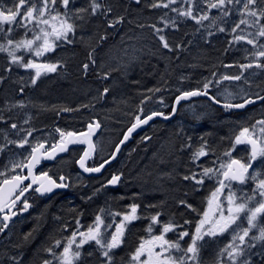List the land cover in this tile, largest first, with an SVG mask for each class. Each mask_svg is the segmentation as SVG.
Segmentation results:
<instances>
[{"label": "rangeland", "instance_id": "rangeland-1", "mask_svg": "<svg viewBox=\"0 0 264 264\" xmlns=\"http://www.w3.org/2000/svg\"><path fill=\"white\" fill-rule=\"evenodd\" d=\"M126 1L130 6V8L126 10L127 12L125 11V9L119 7L120 4L117 5L118 7L116 8L115 5H112V0H104L105 6L107 8L110 7L112 10V6L114 7V10L111 12L112 16L109 17L111 18L109 21L120 18V16H124V13L122 11L131 15L129 22L127 20L126 26L122 24L120 30H118L119 27H117V24L115 25V27L111 28V30L108 29L110 31H108L107 29L102 30L99 28V26H95L94 31L92 29V26L96 25L95 21L92 20V17H86L85 20L74 21L77 26L76 30L74 34H69V39L73 41L72 43H65L63 40L57 41V44L59 46L56 47L54 51L45 53L43 56L38 58L34 55L26 54L23 49L18 51L17 55L24 56L25 61H27L28 59H32L36 63H53L60 65L56 72L46 73L41 69L42 74L37 79L35 84H32V77L35 75L36 69L26 70L17 65H10L9 57L7 56V54L0 52V116H3L4 120L6 121V123L0 122V130H6L9 133L10 138L18 140L27 134V129H32V136L28 137V139L30 143L33 144L35 142H39L38 140L42 141L49 137L51 138L54 135L53 133H55V130L57 128L55 124H52V126L50 121L53 120L55 113L57 115L54 117V123L58 115H60L61 117L64 116V111H61V108L69 107V109H73V111L76 112L78 111L79 107H82V105L84 104H98V101L100 99L99 92L101 91L98 90V93L96 94V92L94 93L93 90L94 86L87 88L84 85H79L78 81L74 78H79L82 73V65H80V62L84 59H79L78 56L80 54L87 55L91 49H94L95 47H93V45L96 43V39L93 38L96 36L99 40V36L102 34L106 35V37H112L114 35L115 41H113V43L109 42L110 44L107 43V45L104 46L103 50L98 54V57L96 59L99 68L98 66H96L95 72L97 77L95 78H98V81L103 79V82L108 81L109 77L112 79V82L109 83V92L111 94L109 95V97H107L108 99L106 100V104H103L104 106L102 105L97 108L98 114L102 113V117L107 123L104 133L107 134L106 136L108 138V141L107 143H104L103 147L101 145H98V153L101 157H105V155H107V152H109V146L111 145V142H113L112 137L114 133L117 134L120 128L125 124V121L119 123L120 121H122L121 117L124 116L125 110L119 112L118 115L116 111L112 110L114 105H118L115 99V97H117L116 95H124L125 93V91L120 92L121 88L126 87L128 89L129 86L131 92H133L135 88L143 90L148 86H151L152 89V86L160 88L165 82L167 84L166 90L176 89V91L181 92L193 90V87H195V89L202 88L205 79H211L213 81L215 80L214 77H208L206 69L202 68L201 62L203 61V59L199 58L201 52H198V48L197 46H195V43L187 47L184 50V53L181 55L182 50L190 44L189 41L191 42L193 40L194 35L198 36L197 31H201V33L205 35L207 29L200 28L191 20H184L183 18H178L180 20L178 28H165L163 33H161L166 37L168 43L172 46L173 50L169 51L163 48L160 40L157 38V35L154 34L155 29L150 27V25H155L158 28H164V24L161 22V17L164 16V13L168 10L162 8L159 9L161 10V14L159 16L156 15V17L151 20L147 17L144 12H141L140 10L131 7V4H133L136 0ZM17 2L18 0H0V10L7 11L9 8H13L14 4ZM87 6L88 0H74V3L72 5L73 8H82ZM176 6L178 7L179 4H177ZM59 10L61 12L64 11L63 8H60ZM212 14H216L215 10H213ZM134 16L139 19V26L135 25V27H132L131 23H134L132 21L134 20ZM168 17L176 18V13L169 11ZM168 17H165V19H167ZM236 19L237 17L235 15L230 18L228 25L229 31L231 21ZM204 23L207 24L208 21H205ZM7 26L8 25H4V27ZM29 27H31V25H29ZM198 28L199 30H197ZM150 33L152 34L149 37L148 34ZM226 35L231 38V35ZM22 38L31 39L33 38V33L28 32L25 35L24 28L20 27L11 34V39L13 40H20ZM0 43H6V41L3 39V34H0ZM98 45L99 44L96 45V48L98 47ZM177 45H180V47L177 48ZM125 49L127 50V54H125ZM245 49H249L250 52L255 51L254 49H251V46L243 44L242 42L238 45H232L231 50L232 52H234V55L230 57L229 61L222 60L220 67L222 69L223 74L220 77H222L224 74H239L241 72V69L239 67L240 64L256 62L255 57L248 55V53L245 52ZM97 50H95L94 52H96ZM40 58H42V61H40ZM178 58L179 60H177ZM225 65H231V67H225ZM8 68H10L11 70L7 71L6 69ZM149 71H151V74L147 77L146 72ZM68 72H70V74H75V77L66 75V73ZM105 74H107L106 79L104 78ZM141 75L143 77L139 78ZM95 78H91V80L94 81ZM141 79H146V81L141 82ZM245 80H247V82H245ZM54 84L55 89L53 88ZM168 84H170V86ZM93 85L96 86L97 84ZM210 87L213 88V94L216 95L217 98L222 102L224 101L225 88H227L234 94V98L232 99L233 103L243 102L241 97L245 99H253L255 97H258L257 94H260L261 92V96H264V69H258L253 67L251 69H247L244 72V77L240 81L222 80L220 85H216L215 83H213L212 85H210ZM66 88L70 89L69 92L71 93V96H69L70 94H67L62 91L64 89L66 90ZM21 89H23V92L25 94L23 95V97L17 98L16 94L21 91ZM112 89H114V91ZM92 93L94 94L90 95ZM103 95L107 96V93ZM130 95L132 99L133 94L130 93ZM134 95L136 97L139 96V94L135 93ZM64 101H67L71 105H64ZM259 102L261 103L258 106L261 105L262 107L260 106L257 110H259L261 116H264V103L262 100ZM21 103L24 105L23 107H19ZM184 104L185 105L183 106L181 117L174 123L173 126L176 128L178 125L181 128L183 127V129H187V131L195 132L197 127L187 126L186 122L189 123L188 125H190L192 122H197V124L200 125L202 121H208V117H210L212 114V112L209 110V102L202 98H194L190 99L189 103ZM157 107L160 109L163 108V106ZM84 118H87V115L85 113L79 114L78 117L74 116V120H67V124L81 123ZM25 120H27L28 123H24ZM115 122L120 125L114 126L116 125L114 124ZM238 122V119H236V122H232V124L235 125L238 124ZM11 123L18 124L19 127L25 131H20L19 135H17L16 131L12 130L9 127ZM207 125L208 122L205 125H202V127H207ZM213 127H216V124H214ZM40 128L43 129L41 130ZM48 128L52 129L53 132L50 135ZM212 129L214 130L217 128ZM208 130L211 131L210 129ZM230 130L232 129L230 128ZM42 131L45 132L47 136L40 135ZM231 132L233 131H229L230 134ZM210 134L209 136L212 137V135ZM3 143V136L0 135V144ZM160 143L161 145L158 144L156 148V154L149 160V162H152L151 164L155 165L157 158V160H159L157 162L158 166L160 167L159 170H162L165 165H167L168 168L171 165L170 169L172 172L168 174L167 172H165L167 171L165 168V170L161 171L162 174L165 173V177L159 176L157 173L153 175L150 174L149 176H147L151 177V182L144 183V187H148L146 189V192L144 193H140V188L137 189L135 185L137 181L132 179L134 176L130 177L127 175L128 180L126 179L120 189L124 190L125 192L120 191V193L116 195L117 199L116 197L114 199V202L116 203H119L120 199L124 203L126 198H128L130 195H135L134 197H138L145 202L147 208L144 210H149L151 213H149L148 216H143L142 212L144 210L142 212L137 211V216H140L139 218L141 220L138 218L131 222H126L123 242L119 247L113 249L111 253V255L113 256L112 264H134V262L131 261V255L135 252L136 248L140 245L142 240H147L150 239L153 235L160 234L162 231V224L167 223L169 221H172L175 225H178V227H176L173 232L167 233L168 239H170L169 236H172L173 238H171L170 240H177L178 233L182 231H188L190 234L193 233L197 222L202 218L203 212L208 208V198L212 191L205 192L206 189H202L206 188L204 186L205 183L201 185L202 187H200V189L202 190L198 192V190H196V187L199 185L194 184L192 181H183L182 179L183 184H180L182 183L181 181H175V179L177 178V172L179 170V167L185 169L184 171H182V176L190 174L192 171L200 173L202 168H194L193 166H190V168H188L185 164L183 166L182 161L177 162V160H179L178 156L180 155V150L178 153H176L174 147H172L171 149L172 152L165 153L166 160H164L161 155L162 153L160 152L161 150H163L164 146L161 141ZM246 150L248 151L246 145L235 146V151H238L240 153H244V151L246 153ZM29 151V145H25V147L23 148H18L15 145H8L7 150H5L4 152H0V172H5L8 176L11 175L13 173L10 170L11 161L23 159L25 156L28 155ZM216 151L210 150L209 156L211 155V153L215 154L216 156L218 155V158H221L224 155L222 151ZM212 159H214L213 155ZM198 162L200 163V166H204V164L206 163L201 162V160H198L195 164H198ZM141 163L142 160L134 164L133 168H135V170L139 171L140 173L144 174V172H142L143 170H140L138 168L140 167ZM254 168L257 171H264V165L260 164L259 161L256 162ZM135 170L131 169V172L135 173ZM186 170L188 172L183 175ZM1 179H3V177H0V180ZM156 180H159L160 182L163 180L162 184L167 185L165 189H160L159 192V183ZM205 180L208 179L205 178ZM170 183H176L174 185L178 187V190L173 191L170 190L172 188L168 189ZM216 187L217 184L215 188ZM233 187L235 190L243 189V192L252 194V189L255 187V184L253 181L249 180L242 187L234 184ZM183 188L187 189L188 193L184 191ZM215 188H213V190ZM136 189L138 191H136L137 193H129L130 191ZM167 189L170 193L167 191ZM226 194L227 189H225V195ZM96 195V199H98V193H96ZM178 196L180 197L178 198ZM112 197H114L112 193H107L106 191H103L102 198H104V201H106L107 199L113 202ZM131 198V201L134 202L135 199H133V197ZM177 199H179V206L180 199L185 201L186 204L192 206L191 208L184 209L183 211L181 210L182 207L178 206L179 210L176 211L180 212V216L178 214L179 220H175V214L170 212V209L172 208V206H174V203ZM261 199L262 198L257 195L256 200L259 201ZM129 206V202H127L123 208L124 213H130L131 209L128 208ZM251 206L255 207L256 203L253 202ZM199 207H202L201 211L199 210ZM113 208L114 207L112 206L111 209ZM166 208L169 209L167 211H164ZM157 213L160 214L158 217L159 223L152 224L151 218ZM97 215L98 214H96L89 221L88 225H81L78 229H74L72 231H87L88 227L94 224L95 217ZM113 219L115 220V218ZM113 219L106 220L105 224L111 225ZM22 220V225L13 227V229L19 231V233L27 224L28 218H22ZM121 220L122 217L120 220H118V222L116 220L115 221L116 223H120ZM186 220L189 221V223L185 224ZM140 222L145 223L143 225H140L138 224ZM238 223L241 224L242 227H247L246 214H242V219L238 221ZM149 225H151L152 227L151 233L148 232ZM233 227H235V225ZM261 228H264V215L258 216L257 226L251 229L249 235H259ZM114 231L115 225H112V227L107 230L105 235L110 239V234ZM72 233L67 237L63 238L61 246L67 243V240L71 237ZM7 239V244L5 246L0 247V264H9V262L13 260L16 256V254L14 253L17 251L16 247H14L16 245L11 246L13 239ZM230 239L231 236L228 232L215 237H204V240L200 242L203 245L200 250V264H215L217 260V253L230 241ZM57 240L61 241V239ZM133 240H136L138 243H133ZM190 240L191 235L185 237L183 240L180 241V243L183 247L186 248ZM55 241L56 240L51 241L50 239L48 242H50V246H52ZM30 242H33V240ZM43 242H45V244L48 243L47 241H42L41 239L40 241L38 240V247L36 246L34 254L32 253V257H34V260L37 263L39 256L42 253L41 258L45 260L46 258H48L47 260H53V264H56L54 258L49 255L47 251H45V249H47L44 247L45 244L40 247ZM254 243L256 244L254 248L245 249L249 264H252L254 259L257 256H260L261 253L264 254V243L259 241H255ZM23 247L24 246H21L19 248L22 249ZM61 250L62 247L60 250L58 248L55 249L57 253H59ZM80 251L82 255L81 258L76 261V264H103V257L101 256L98 246L95 244V242H89L85 244L80 249ZM21 253L23 254L24 252L22 251L20 252V254ZM141 259H146V257H142ZM28 263L34 264L33 260H30V258ZM11 264H15V262H12Z\"/></svg>", "mask_w": 264, "mask_h": 264}, {"label": "snow or ice", "instance_id": "snow-or-ice-1", "mask_svg": "<svg viewBox=\"0 0 264 264\" xmlns=\"http://www.w3.org/2000/svg\"><path fill=\"white\" fill-rule=\"evenodd\" d=\"M73 3L74 0H18L13 8H9L7 11L0 10V34H3V39L6 41V43H0V52L7 54L10 65H17L26 70L36 69L35 75L32 77V84H35L41 76V69L46 73L56 72L60 65L36 63L32 59L25 61L24 56L17 55L18 51L23 49L26 54L34 55L37 58L41 57L45 53L54 51L59 46L57 41L73 42L69 39V34H74L76 30L75 20H85L86 17H93L98 14L106 17L111 12V8H105L100 0H88V6L82 8H73ZM136 3H141V0H136ZM177 4H179L178 7L176 6ZM150 7L152 9L162 8L168 10L161 17L164 28L150 25V27L155 29L154 34L157 35L164 49L173 50L166 37L161 33H163L165 28H178L180 23L178 18H183L184 20H191L200 28L207 29L209 36L214 34L212 29L231 35V39L228 41L229 45H238L242 42L255 50L250 52L249 49H245L248 55L255 57L256 62L240 64L241 72L239 74H224L214 81L205 79L202 88L181 91L180 95L175 98L171 114H175L178 110L176 105H179L181 101L189 100L195 96H206L213 104H221L216 95L210 94V85L213 83L220 85L222 80L240 81L244 77V72L253 67L264 69V0H152ZM60 8H63L64 11L61 12ZM213 10H215L216 14H212ZM169 11L176 13V18L168 17ZM233 15L237 19L231 21L229 31L228 25ZM165 17L168 18L165 19ZM122 19L120 17L109 21L108 27H115ZM205 21H208V23L205 24ZM4 25L8 26L4 27ZM20 27L24 28L25 35L28 32H32L33 38L11 39V34ZM106 38V35L102 34L99 36V41H103ZM176 47L179 48L180 45ZM94 51L93 49V51L88 53V59L92 64H95ZM124 51L127 54V50L125 49ZM82 67L87 71L89 64L85 63ZM225 67H231V65H225ZM6 70L10 71L11 69L8 68ZM212 76L216 77V73H212ZM104 78H107V74L104 75ZM148 91L155 93L159 92L160 89L155 88ZM107 92L108 89L105 88L103 94ZM257 96L264 101V96H259V94ZM233 98L234 94L225 88L224 101L221 106L225 110L243 109L246 105L255 103V100L243 97H241L243 102L233 103ZM150 99L151 97H145V99L141 100V105ZM161 103H163V100H161ZM23 106L22 103L19 105V107ZM61 111H73V109L64 108ZM140 113V115L135 117V123L128 129L120 144L116 145L115 152L120 151V145L129 139V136L136 128L148 124L156 116L168 120L171 115L156 111L145 114L143 108H140ZM0 122L6 123L3 116H0ZM24 123H28V121L25 120ZM100 126L98 122L89 123L88 132L79 134L83 139H77L76 134L73 132H65L57 128L56 131L60 134L61 140L52 145L50 149H46L44 143L37 142L34 146L30 143L28 137L32 136V129H27V134L18 140L10 138L6 130H0V135L3 136L4 140V143L0 144V152L7 150L8 145H15L18 148L29 145L31 149L23 159L11 161L10 170L15 173L19 169L24 174L8 176L5 172H0V177H3L0 180V212H4L5 208L8 209V213L2 217L3 223L0 224V233H3L9 227V220L16 215L12 208L17 201L21 200V197L25 196L26 192L33 190L43 195L46 192H51L54 188H65L68 186L53 180L46 172L39 175L34 173V169L41 162L42 157L52 159L58 151H66L69 144L87 143L88 149L78 161L83 171L100 172L105 164L110 162L105 160L95 167L86 166L85 164L86 158L90 157L96 150V144L91 140V137ZM9 127L15 130L17 135H19L20 131H25L16 123H11ZM145 139H150V137ZM237 145L248 146L249 157L247 160L231 158V151L235 150ZM188 146L190 147V145ZM210 150L207 142H203L192 153V162L196 163L200 158L207 156ZM115 152L112 154L113 159L115 158ZM224 155L229 156L230 159L227 162H221L219 168L203 167L200 173L192 171L182 177L183 180L192 181L196 185H203L205 178H215L217 182V187L210 193L208 198V208L197 222L194 232L190 234L188 231H182L178 233L177 240H170L167 238V233L173 232L178 225H175L172 221L162 224L161 233L151 236L150 239L142 240L131 255V261L134 264H200V250L203 247L200 242L204 240V237H215L226 232L230 234L231 239L217 253L215 264H249L245 249L254 248L256 246L255 241L264 243V228L260 229L259 235H249L251 229L257 226L258 216L264 215V171H257L254 168V164L257 161L264 165V119L257 120L250 128H242L239 134L234 137L232 149L225 152ZM197 166L200 167V165ZM250 169H253V171L250 172ZM29 179L31 182L25 184V181ZM59 179L64 181L66 177L60 176ZM120 179V176L113 175L108 184L116 185ZM249 180L255 184L252 194L243 192V189H234L233 182L243 186ZM33 185L38 186L33 188ZM225 189H227L226 195ZM257 195L262 199L257 201ZM253 202L256 203L255 207L251 206ZM22 203L23 210L26 211L30 207L26 197ZM180 204L189 208L192 207L183 200L180 201ZM138 207V205L133 204L130 205V213H113L114 216L122 215V220L120 223L115 224V231L110 234V239L105 233L112 225L105 224L103 218L97 215L94 224L89 226L87 231L73 232L59 253L55 249L61 247L60 240H56L45 251L54 258L56 264H76V261L82 255L80 249L89 242H95L103 257V264H112L113 256L111 253L113 249L119 247L123 242L126 222L139 218L137 216ZM242 214H246L247 227H242L238 223L242 219ZM159 215L157 213L152 216V224L159 223ZM77 223L79 225V221ZM187 223L189 221L186 220L185 224ZM234 225L235 227H233ZM148 232H152L151 225L148 227ZM189 235H191V240L185 248L180 241ZM27 239L28 236L25 237V240ZM142 257H146V259H141ZM43 264H53V260H44Z\"/></svg>", "mask_w": 264, "mask_h": 264}, {"label": "trees", "instance_id": "trees-1", "mask_svg": "<svg viewBox=\"0 0 264 264\" xmlns=\"http://www.w3.org/2000/svg\"><path fill=\"white\" fill-rule=\"evenodd\" d=\"M117 0H112V5H115L116 8L118 7L117 5H119V3L116 2ZM126 1V0H124ZM127 2V1H126ZM102 3L105 6L104 0H102ZM152 3V0H141V3L137 4L136 1L131 4V7L136 8L138 10H140L141 12H144L147 17L151 20H153L156 15H160L161 14V10L159 9H152L150 7V4ZM128 4V2H127ZM129 5V4H128ZM121 4H120V8H121ZM105 8H107L105 6ZM114 10V7L112 6V10L111 12ZM109 13L106 17H108L110 14ZM124 13V16H120L123 19L121 20V22L117 25V27H119L122 23L124 24V26H126V22L128 20H130L131 15L122 11ZM103 17H105L103 15ZM96 25L92 26V29L94 30L95 26H99L100 29L102 30H106L108 29V25L106 20H103L102 18H99L97 20H94ZM134 23H131L132 27L139 26V19H137V17L134 16V20H132ZM134 25V26H133ZM153 28V27H152ZM95 31V30H94ZM212 31L214 32L213 35L209 36L208 35V30L206 32L205 35H203V33H201V31H197L198 36L193 37V40L190 42L189 41V45L186 46L183 50L181 55L184 53V50L191 46L193 43H195V46H197L198 48V52H201L199 58H202L203 61L201 62L202 64V68L206 69L207 75L208 77L210 76L211 78L212 73H216V77H214V79L216 78H220V76L223 74L222 69L220 67L222 60L225 61H229L230 57H232V55H234V52H232L231 47L232 45L228 44V41L231 39L229 36H227L225 33H220L215 31V29H212ZM191 36V35H190ZM93 39H96V42L98 41V37H94ZM92 39V40H93ZM191 40V37H190ZM101 42V41H100ZM227 49V50H226ZM225 54V55H224ZM84 58H88V55H82ZM224 56V58H223ZM179 60V58L177 59ZM207 60V62H206ZM233 60V59H232ZM199 61V60H198ZM221 61V62H220ZM177 63V62H176ZM149 72H146L147 77L151 74ZM66 75H70L71 77H74L75 74H70V72H68ZM83 78L82 75L79 76V78ZM143 76L141 75L139 78H142ZM142 80V81H141ZM141 80H136V81H141L144 82L146 81V79H141ZM153 84V83H151ZM166 83L164 82L162 84V86L159 88L160 91H165L166 88ZM200 86V85H199ZM197 87V86H196ZM124 89V90H123ZM192 89H195V87H193ZM67 94H70L69 96H71V93L69 92L70 89L66 88V90H62ZM86 91V90H85ZM124 92V95H116L117 97H115L116 102L118 103V105H114V107L112 108V110L116 111L117 115L119 114V112H121L122 110H125V114L122 118V121H120L119 123L125 121L124 124V128L127 129L128 126H130L131 124L135 123V117L137 115H140V108L144 109L145 114L147 113L148 109H147V105L146 103L141 105V103L134 105V103L136 101L131 100V95H130V87L128 86V89L126 87L121 88L120 92ZM100 94V92H99ZM264 103V101H263ZM64 105H71L70 103H68L67 101L63 102ZM133 104V105H132ZM127 105V110L125 108V106ZM209 110L212 112L211 116L208 117V121H202L200 123V125L197 124V122H192L190 125H188L189 123L186 122L187 126L190 127H197L195 132H191V131H187V129H183V127L181 128L180 126L177 125L176 128H171L172 125L174 124H162L160 122H156L155 126H167V133L164 134L162 133V131L157 130L156 135L159 138V140L157 139L156 141L153 140V133L151 135L150 129L142 132L140 135V143H142V148L143 150L147 149L148 146H151L153 144L156 145V148L159 144V142L161 141L164 148L163 150H161L160 148V152L162 153V158L164 160L165 159V153H169L172 152V147H176L178 150H180V155L178 156L179 160H177V162L182 161L183 162V166L184 164L190 168V166L194 167V168H199L197 165H199L200 163L198 162V164H195L192 162L191 160V156L192 153L201 146V144L203 142H207V145L209 146V148L211 150H217L216 152H220L222 151L223 153L228 152L230 149H232V143L234 140V137L239 134L240 130L244 127H251L252 125H254L256 123L257 120H261L264 119V116H261L259 110H257L260 106L258 107H253L250 109H247L243 112H234L232 110H225V109H221L219 107L213 106V105H209ZM262 107V106H261ZM211 108V109H210ZM60 110V109H59ZM56 116V113H55ZM54 116V117H55ZM53 117V118H54ZM69 120H71V118H68ZM236 119H238V124L233 125L232 122H236ZM208 122L207 127H202V125H205ZM114 124H118V123H114ZM216 124V127H213V125ZM119 125V124H118ZM235 126V127H234ZM122 128V127H121ZM120 128V133L122 134L124 133V130ZM212 128H217V129H212ZM230 128L232 130H230ZM159 129V128H158ZM208 129H210L211 131H209ZM123 130V131H122ZM208 130V131H207ZM213 130V131H212ZM229 131H233L231 132V134L229 133ZM211 132V134H210ZM212 135V137L209 136ZM123 135V134H122ZM122 135L120 136V139L122 138ZM146 137H150V139H146ZM203 138V139H202ZM119 139V140H120ZM190 145V147L188 146ZM171 151H170V150ZM229 149V150H228ZM148 151V150H147ZM148 152H142L141 154H147ZM210 153H208L207 156L200 158L201 162H206L204 164L205 167H211L212 168H219V165L221 162H227L229 161L230 157L227 155H223L221 158H218V155L216 156L215 154L211 153V155L209 156ZM149 155V154H147ZM147 155H145L144 157H135L136 159V163L140 162V160H142L143 158H147ZM212 155L214 156V159H212ZM156 158V157H155ZM231 158H239L242 160H247L248 159V153L244 151V153H240L238 151H231ZM140 159V160H139ZM203 160V161H202ZM159 160H157L156 158V162L155 165L151 164L152 162H147V164L150 165L149 169L144 171L143 173H140L139 171L135 170L134 172H131V168H127L123 171V175H124V182L126 181V179L128 180V176H134L132 179L137 181V183L135 184L137 189H141L140 193H144L146 192V189L148 187H144V183L145 182H151V177H147L150 174H158L159 176L165 177V173L162 174L161 171L162 170H168L171 171V165L168 166L165 165L163 167L162 170H159L160 167L158 166V162ZM171 162V161H170ZM215 162V163H213ZM143 164V163H142ZM121 165V164H120ZM178 167V164H177ZM178 169V168H177ZM184 171L185 169L181 167V169H179V171ZM202 171V170H201ZM188 172L187 170L183 173V175ZM136 174V175H134ZM128 175V176H127ZM183 177V176H182ZM147 179V181H146ZM183 178H180L179 180H177L178 182L182 181ZM159 184H158V191L161 189H165V187L167 185L162 184L163 180L160 182L159 180H156ZM191 182V181H190ZM205 187L206 188H202V189H206L205 192L208 191H213V188H215L217 182L216 179H208L205 180ZM173 183V185H169L168 189L173 190V191H177L178 187L175 186ZM203 186V187H204ZM196 187V186H195ZM200 187H202L201 185L197 186L196 189H199L198 192H200L202 189H200ZM144 188V189H143ZM193 188V187H192ZM137 189L135 191H137ZM167 189V191L169 192V190ZM89 190V189H88ZM184 191H187V189H184ZM121 191V190H120ZM94 190H91L90 193H82V194H69V197H61L62 199L59 200L60 197L56 198V199H52V200H48V201H44L42 199H38L36 201H34V205L31 208V210L25 215L28 218V222L27 224L24 226L23 230L19 233V231L14 230L12 233V243L11 246L16 245L14 247H16L17 251L14 252L16 254V256L14 257L13 260H11L9 262V264H11L12 262H15V264H30L29 262V258L30 260H33L34 264H42L43 261L45 259L41 258L42 253L39 256V259L37 261V263L34 260V257H32V253L34 254V250L36 249V246L38 247V240L40 241V239L43 241H49L51 239V241L53 240H57V239H61V242L63 240V238L67 237L68 235H70L74 230V229H78L81 225H88L89 221L96 215H100L104 222H106V220L109 219H113L114 217L116 219L119 218V216H114L113 213H117V206L118 203L114 202V199L117 196H115L116 192H110L112 193V195H114L113 198V202L110 200L104 201L101 196L98 199H96V193H94ZM138 192V191H137ZM160 192V191H159ZM188 192V191H187ZM170 193V192H169ZM78 195V197H77ZM143 195V194H142ZM135 196V195H134ZM201 196V195H200ZM131 197L133 196H129L128 198H126L127 200L132 199ZM138 198V197H137ZM200 199V197H199ZM198 199V200H199ZM59 201H62L61 203H59ZM142 200H140V205L139 209L140 211L144 210L143 207L145 206V203H141ZM137 205V204H135ZM114 207L113 209H111L110 207ZM130 207V206H129ZM128 207V208H129ZM200 211L202 207H199ZM169 208H166L164 211H167ZM185 208H181V210L183 211ZM175 218H178V214L180 216V212L175 211ZM146 216H148L146 214ZM87 217V218H86ZM77 221H79V225L77 223ZM115 220L113 219V222L111 225H115ZM23 224V221L20 225ZM19 225V226H20ZM31 234V235H29ZM28 236V239L25 240V237ZM36 237V238H34ZM33 242H30L32 241ZM28 241V242H26ZM135 240H133L134 243ZM31 243V244H30ZM36 243V244H35ZM45 244V242H43L40 247H42ZM66 244V243H65ZM64 245V244H63ZM24 246L22 249H20L19 247ZM45 247V246H44ZM62 247V246H61ZM61 247H58V249L60 250ZM24 252L23 254L20 252ZM13 252V251H12ZM48 258H46L47 260ZM252 264H264V254L261 253L260 256H257Z\"/></svg>", "mask_w": 264, "mask_h": 264}, {"label": "flooded vegetation", "instance_id": "flooded-vegetation-1", "mask_svg": "<svg viewBox=\"0 0 264 264\" xmlns=\"http://www.w3.org/2000/svg\"><path fill=\"white\" fill-rule=\"evenodd\" d=\"M116 2L121 4L122 5L121 8L125 9V11L128 8H130V6L124 0H117ZM151 34L152 33L148 34L149 37ZM103 48H104V46L99 48L97 50L98 52L96 51L93 54L96 66H98V62L96 61V59L98 57V54L103 50ZM78 58L84 59L83 61H81V62H83V64L85 63V61L91 62L88 58H84L81 54L78 56ZM98 68H99V66H98ZM91 78H95V77L85 78V76H84L83 78L75 77L74 79L78 81L79 85H84L87 88L94 86L93 90H94V93L96 92V94L98 93V90L101 91V90H104L105 88H107L108 89L107 97H109V95L111 94L109 92V83L112 82V79L109 77L108 81L103 82V80L98 81V78H95L94 81H92ZM93 84H97V85L95 86ZM168 85L170 86V84H168ZM152 87H153V89L157 88L156 86H152ZM53 88L55 89V84H54ZM149 89H152L151 86H148L147 88H145L143 90L135 88V90L133 92H130L133 94V98L131 100L136 101L134 103V105L139 104L142 99H145V97H151L150 100L146 101V105H147V109H148L146 114H150L153 111L163 112L165 114H171L172 113V107L175 104V98L180 94V91H176V89L166 90V88H165V91H159V92L153 93V92L148 91ZM112 90L114 91V89H112ZM94 93H92L90 95H93ZM134 93L139 94V96L136 97L134 95ZM23 95L24 94L22 93V91H19L18 94L16 95V97L20 98V97H23ZM107 97H106L105 101L108 99ZM161 100H163V103H161ZM24 102H22V103H24ZM185 103L186 104L189 103V100ZM103 104H104L103 100L99 99L98 104H96V105L89 104L88 108L86 109V112H89L92 114H97L98 113L97 108H99ZM165 105H167V106H165ZM184 105H185L184 103H181L177 107L178 110L175 112L173 118L170 121H159V122L162 124H167V125L168 124H174L181 117V113H182V109H183ZM157 106H160V107L163 106V108L160 109ZM125 108L127 110V105L125 106ZM63 113H64V116H62V117L60 115L57 116L55 123L53 121L54 118L50 122H51V125L55 124L56 128H59L62 131L68 132L66 130H70L71 124H67V120H69L68 118H71L74 120V118L70 117V115L73 114L74 111H69V112L64 111ZM76 117H78V115H76ZM96 119H98V117H96ZM157 123H158V121H157ZM86 124H87V120H83V122H81V123H75L74 124V125H76L75 130L77 132L81 131L80 129H82V128H84L83 130H85L87 128ZM119 125L116 124L114 126H119ZM123 126L121 129L124 128ZM105 128H104V130H105ZM171 128H175V127L172 125ZM40 129L42 130L43 128H40ZM167 129H168L167 126L161 125V126L156 127L155 124H153L150 127L151 135L153 133V135H152L153 140H155V141L157 139L159 140L158 137H160V136L157 137V135L155 133V132H157V130H159V132L161 130L162 133L166 134ZM104 130H103V133L99 132L98 137L95 139V144H96L95 156L92 159L88 160V162L86 164L87 166H90V167L99 166L105 160L110 159L112 157V154L115 152V149H116L115 143H117L119 141L121 134H115L114 133V135L112 137L113 142L110 141L111 145L109 146V152H107V155H105V157H101L100 154L98 153V145H101L103 147L104 143H107V141H108V138L106 136L107 134L104 133ZM48 131H49V135L53 133L52 129H50V128H48ZM146 131H147V129H146ZM53 134L54 135L51 138L49 137L45 140H42V141L38 140V141L40 143H44L46 149H50L52 147V145L58 143L61 140L60 134L56 130H55V133H53ZM40 135L47 136V134L43 131L40 133ZM110 135H112V134H110ZM102 139H103V141H102ZM139 139H140V136H138V135L134 136V138L132 139L129 146H124L120 149V152H119L118 157H117V161L114 162L113 164H110L109 166H107L101 174H99L98 176H95V177H83L82 175L79 174V172L77 170V161L80 158V156L84 150V146H77V147L73 148L72 150H70V152L68 151L63 157H61L55 161H52V162H49V161L45 160L46 158L42 157L41 162L35 167L34 173L39 175V174L46 172V173H48V175L53 180H55L57 182H62L68 186L65 188H62L61 190H57V191L53 192V194H51L50 196H44L43 198H41L39 196L38 192H35L33 190H29L28 192H26L27 194L25 197L27 198L30 207L27 209L26 212L28 213L31 210V208L34 205V201L38 200L39 197L42 200H48V199H55L56 196H60L61 194L63 195L64 193H87V192L90 193L91 190H94L95 191L94 193H98V194L103 193L102 190H99V187L102 186L101 184H104V183L108 184V181L111 180L113 175H122V180H123V178H124L123 166L135 170V168H133L135 161L137 160L135 157H144L145 155L149 154V155H147L146 159L145 158L142 159L143 164L141 163L140 167H138L140 170L141 169L143 170L142 172L148 170L150 165L147 164V162H149V160L156 154L157 149H156L155 144H153L151 146H148L147 149L143 150V148H142L143 145H142V143H140ZM36 143L37 142L33 143L32 145L34 146ZM159 144L161 145L160 142H159ZM174 150L176 153L179 152V150L175 146H174ZM142 152H145V153L148 152V153L147 154H141ZM120 164L123 166H120ZM179 169H181V167H179ZM25 172H26V170H25ZM165 172L170 174L172 171L167 170ZM14 174H24V173H21L20 170L17 169L16 172L12 173L11 175H14ZM11 175H9V176H11ZM60 176H64V177H66V179L64 181H60V179H59ZM180 178H182V171L180 172L178 170L177 178L175 179V181L179 180ZM30 182H31L30 179L26 180L25 184H28ZM171 184H173V183H170L169 185H171ZM37 186L38 185H33V188H35ZM127 187H129V186H127ZM88 188H89V190H87ZM119 189H120V186L118 188H116L115 190H111V191L116 192L115 194L118 195L120 193ZM111 191L109 190L106 192L110 193ZM121 192H125V191L121 190ZM46 193H48V192H46ZM129 193H137V192L135 190H132ZM179 197L180 196H178V198ZM24 199L18 201L16 203V205L12 208V211L15 213H18V216L15 220H13L11 222L9 229H5V231L3 233H0V245H6L7 244V240H8L7 239V233L10 231V229L13 227V225L19 221V219H20L19 217L21 215H23V213H25V210H23V203H22V201ZM61 199L62 198L60 197L59 200H61ZM63 199H64V197H63ZM180 201H181V199H180ZM61 202L62 201H59V203H61ZM178 202H179V199H177L176 202L174 203V206H172V208H171L172 211H170L171 213H174L176 210H179ZM191 204H192V202H191ZM179 207H182V208L184 207L185 209H187V207L185 205L183 206L182 204H180ZM6 211L8 213V209ZM5 214H6V212H4V215ZM2 217H3V214L0 216V224L3 223ZM169 238L171 239L173 237L169 236ZM49 244H50V242H49ZM49 247H51V246H49Z\"/></svg>", "mask_w": 264, "mask_h": 264}, {"label": "water", "instance_id": "water-1", "mask_svg": "<svg viewBox=\"0 0 264 264\" xmlns=\"http://www.w3.org/2000/svg\"><path fill=\"white\" fill-rule=\"evenodd\" d=\"M194 98H204V99H206V100H208V98L206 97V96H195V97H191L190 99H194ZM189 99V100H190ZM253 100H255V103H253V104H249V105H246V107L245 108H243V109H231V110H234V111H244L246 108H248V107H251V106H253V105H256V103H258L259 101H261L259 98H257V99H253ZM186 101H188V100H186ZM186 101H181V102H186ZM208 101H210V100H208ZM211 103H212V101H210ZM213 104V103H212ZM221 104H222V102H221ZM221 104H213V105H215V106H217V107H219V108H223L222 106H221ZM178 105H176V107H177ZM174 116V114H172V115H170V119L172 118ZM155 119H157V120H165V119H163L162 117H160V116H156V117H154L151 121H149V123L148 124H146V125H141L140 127H138V128H136L135 129V131H133L132 133H131V135L129 136V139L127 140V141H125L122 145H120V149L123 147V146H125V145H127L128 143H129V141H130V139H131V136L132 135H134V134H137V133H139V132H141V131H143V130H145L149 125H151V123L155 120ZM170 119H168V120H170ZM168 120H165V121H168ZM100 129H101V126H100V128L99 129H96L95 130V133H94V135H92V137H91V140L94 142V139L98 136V133L100 132ZM128 131V130H127ZM85 132H88V129L85 131ZM127 133V132H126ZM76 138L77 139H83V137H81L79 134H77L76 135ZM120 144V143H119ZM77 145H83L84 147H85V150H84V152L88 149V144L87 143H72V144H69L68 145V148H67V150L66 151H63V152H57L55 155H54V157L52 158V159H45V160H47V161H49V162H52V161H54L55 159H57L58 157H60V156H62V155H64L71 147H73V146H77ZM120 152V151H119ZM119 152H115V158L113 159L112 157L108 160V161H110L109 163H107V164H105V166H104V168L103 169H101V171L100 172H85V171H83V169L80 167V165H79V163L77 162V168H78V171L82 174V175H84V176H98L109 164H111V163H113L116 159H117V157H118V154H119ZM84 155V153L82 154V156ZM93 155H94V152L92 153V155L90 156V157H88V158H86V160H85V163H87V161L90 159V158H93ZM81 156V157H82ZM81 159V158H80ZM62 188H54L51 192H48V193H44L43 195L41 194V193H38L39 195H41V196H46V195H51L53 192H55V191H57V190H61ZM26 194V193H25ZM23 197H21V199H22ZM18 202V201H17ZM7 210V208H5V210H4V212ZM3 212H0V214H2ZM16 215H14V216H12L11 217V219H13L14 217H15ZM10 219V220H11ZM10 220H9V222H10ZM9 222H8V224H9Z\"/></svg>", "mask_w": 264, "mask_h": 264}, {"label": "bare ground", "instance_id": "bare-ground-1", "mask_svg": "<svg viewBox=\"0 0 264 264\" xmlns=\"http://www.w3.org/2000/svg\"><path fill=\"white\" fill-rule=\"evenodd\" d=\"M209 91H210V94L214 95V94H213V88H212V87L209 88ZM179 95H180V94H179ZM253 99H257V97H255V98H253ZM220 101H221V100H220ZM186 102H187V101H186ZM208 102H209V105H213L210 101H208ZM221 102H222V101H221ZM181 103H185V102H181ZM181 103H180V104H181ZM260 103H261V102L256 103V104H257L256 106H258ZM180 104H179V105H180ZM179 105H178V106H179ZM178 106H177V107H178ZM172 118H173V117H172ZM172 118H171V119H172ZM171 119H170V120H171ZM170 120H168V121H170ZM160 121H165V120H160ZM125 146H127V145H125ZM123 147H124V146H123ZM203 167H204V166H200L199 168H203ZM157 196H158V195H157ZM154 198H155V197H154ZM181 200H182V199H181ZM167 201H168V200H167ZM170 210L172 211V209H170ZM170 215H171V214H170ZM48 245L50 246L49 242H48L47 244H45V248H49Z\"/></svg>", "mask_w": 264, "mask_h": 264}]
</instances>
